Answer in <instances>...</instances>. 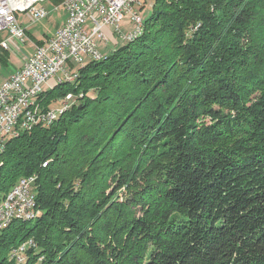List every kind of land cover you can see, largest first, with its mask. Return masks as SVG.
Returning <instances> with one entry per match:
<instances>
[{"label":"trees","instance_id":"1","mask_svg":"<svg viewBox=\"0 0 264 264\" xmlns=\"http://www.w3.org/2000/svg\"><path fill=\"white\" fill-rule=\"evenodd\" d=\"M150 6L5 139L0 202L35 176L37 214L0 228V264L27 240L23 264H264V0Z\"/></svg>","mask_w":264,"mask_h":264},{"label":"built area","instance_id":"2","mask_svg":"<svg viewBox=\"0 0 264 264\" xmlns=\"http://www.w3.org/2000/svg\"><path fill=\"white\" fill-rule=\"evenodd\" d=\"M42 1L0 0V33L6 31L9 37L23 40L25 29L18 23L16 15L25 13L31 21L45 18L49 12L42 6ZM147 2L150 0H63L61 4L67 13L64 23L0 84V150L5 135L30 130L38 124L47 127L50 117L76 102L75 95L67 93L46 108L39 100V92L51 79L67 76L77 63L102 54L96 39L107 40L104 31L106 26L111 27L121 39L135 34L142 17L134 6L142 8ZM125 17L132 24L126 33L121 30V22ZM88 22L90 27L86 30L84 25ZM0 48H8V41H0ZM21 106H30V113L21 115ZM34 183L29 176L11 187L6 206L0 207V218L27 213V201L31 199ZM32 243L27 240L12 248L15 263L18 261L20 246Z\"/></svg>","mask_w":264,"mask_h":264},{"label":"crops","instance_id":"3","mask_svg":"<svg viewBox=\"0 0 264 264\" xmlns=\"http://www.w3.org/2000/svg\"><path fill=\"white\" fill-rule=\"evenodd\" d=\"M67 13L65 10L64 14L51 15L50 13L43 19L47 20L48 25L43 27L33 28L30 17L25 14H17L16 18L18 23L24 27L25 35L23 40H18L12 37H9L6 31L0 33V41L7 40L8 48H0V84L9 78L11 73L22 66L25 58L30 55L35 48L44 43L48 38L52 36L54 31L61 26L66 20ZM132 27V24L128 17H125L121 22L122 32H128ZM104 31L107 35L106 41H96L98 49L102 52V55H108L113 50L120 46L121 37L114 33L113 29L109 26L104 28ZM126 42V41H125ZM103 55V56H104ZM87 60V59H86ZM77 66L79 64H76ZM74 67V66H73ZM59 76V75H58ZM55 79L53 78L44 85L43 90L46 91L51 86L55 84Z\"/></svg>","mask_w":264,"mask_h":264},{"label":"bare ground","instance_id":"4","mask_svg":"<svg viewBox=\"0 0 264 264\" xmlns=\"http://www.w3.org/2000/svg\"><path fill=\"white\" fill-rule=\"evenodd\" d=\"M153 1V0H152ZM141 29H142V19L140 20V26L138 28V31L133 34V35H130L128 37L125 38V40L129 39V40H132L134 39L135 37H137L140 32H141ZM103 57L102 54H98L97 57H94L92 59H101ZM85 60H83V62H80V63H77V64H83ZM73 79V76H70L67 74V76H63V77H60L59 79H56L55 80V83H58V82H61V81H71ZM52 87V86H51ZM43 91V90H42ZM40 91L39 94L42 92ZM64 111V109L62 110H59L58 111V114L57 115H54L53 117H50V119L48 120L47 122V125H49L51 122H53L57 117L58 115H60L62 112ZM28 113H30V106H21V115H28ZM20 131H14V132H11L10 134L8 135H5V137L3 138V143H2V150L4 148V144H5V139L7 137H14L16 135H18ZM0 150V151H2ZM45 165V164H44ZM43 165V166H44ZM29 177V176H28ZM25 178L27 177H24V178H20L17 182H21V180H24ZM35 179L36 177L35 176H31V182H35ZM9 193H10V190L4 195L3 199L1 200L0 202V207L1 205L2 206H6V199L9 198ZM35 197H34V187H31V199H28L27 201V213L26 214H23V213H15L14 215H11V216H8V217H5V218H0V228L3 227L9 220L13 219V218H32L34 217L36 214H37V209H36V206H35ZM20 250H22V247H20ZM19 250V251H20ZM13 254V252H12ZM19 259V262L22 260L20 256L17 257Z\"/></svg>","mask_w":264,"mask_h":264},{"label":"rangeland","instance_id":"5","mask_svg":"<svg viewBox=\"0 0 264 264\" xmlns=\"http://www.w3.org/2000/svg\"><path fill=\"white\" fill-rule=\"evenodd\" d=\"M152 2V0H150V2H147V4L145 5V6H143L142 8H139L138 6H134V8L136 9V10H138V13L140 14V16L142 17L141 19H145L148 15H149V13H150V8H151V6H150V3ZM41 4H42V6H44L47 10H48V12L51 14V15H59V14H64L65 13V8H64V6L62 5V4H56L53 0H44V1H42L41 2ZM17 14H21V13H17ZM32 22V24H33V28L34 29H36V28H40V27H43L44 25H48L47 24V20H45V19H41V20H39V21H31ZM84 27H85V29L86 30H89V27H90V24H89V22L88 23H86L85 25H84ZM97 41H100V39H96ZM129 40V39H128ZM127 39L126 40H121V42L119 43L120 44V46L122 45V44H124L125 43V41H128ZM103 41V40H102ZM104 55V54H103ZM104 56H106V55H104ZM86 60V59H85ZM1 63V62H0ZM0 65H2V64H0ZM76 68H77V65L76 66H74L72 69H71V72L68 74V75H70V76H73L72 74L76 71ZM58 75H60V73H58ZM61 76V75H60ZM76 76H77V74H76ZM76 76H74V78L72 79V81H63V82H73L74 80H75V77ZM51 88V87H50ZM55 102V101H54ZM54 102L52 101V103H50L49 105H50V107H51V105H54ZM67 109H65L64 111H66ZM1 152H3V151H1ZM0 152V153H1ZM26 247V246H25ZM12 252H13V249H11V258L13 257V254H12ZM18 256H20L21 257V262H19V259H18V261H16V264H23L24 262V258H23V256H22V254H20V255H18Z\"/></svg>","mask_w":264,"mask_h":264}]
</instances>
